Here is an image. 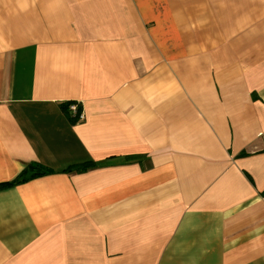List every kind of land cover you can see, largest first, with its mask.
<instances>
[{
	"label": "crops",
	"instance_id": "0c3cea01",
	"mask_svg": "<svg viewBox=\"0 0 264 264\" xmlns=\"http://www.w3.org/2000/svg\"><path fill=\"white\" fill-rule=\"evenodd\" d=\"M30 164L0 264H264V0H0V184Z\"/></svg>",
	"mask_w": 264,
	"mask_h": 264
},
{
	"label": "trees",
	"instance_id": "16d2710c",
	"mask_svg": "<svg viewBox=\"0 0 264 264\" xmlns=\"http://www.w3.org/2000/svg\"><path fill=\"white\" fill-rule=\"evenodd\" d=\"M70 102L66 103L63 105V108L65 110V112L67 113V115L69 116V118L73 121V122H77L76 116H72L69 113V109H68V104ZM78 110L80 111V108L78 107ZM91 165H96L93 161H87V162H83V163H78V164H73L70 165L60 171L63 172H70V171H84L85 169H87L88 167H90ZM52 170L49 168H46L42 165L39 164H30L28 166H26V168L12 181L10 182H6V183H1L0 184V188L4 187V186H8V185H13V184H17V183H21L24 181H27L30 178H33L35 176H39V175H43V174H49L51 173Z\"/></svg>",
	"mask_w": 264,
	"mask_h": 264
},
{
	"label": "built area",
	"instance_id": "2783aa9c",
	"mask_svg": "<svg viewBox=\"0 0 264 264\" xmlns=\"http://www.w3.org/2000/svg\"><path fill=\"white\" fill-rule=\"evenodd\" d=\"M69 113L74 117L76 116L77 121H81L84 119V114L82 111L78 110L77 102H70L68 104Z\"/></svg>",
	"mask_w": 264,
	"mask_h": 264
}]
</instances>
